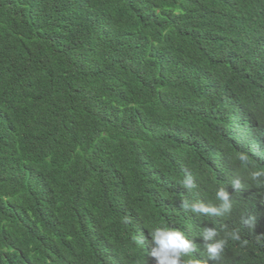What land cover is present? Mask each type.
Segmentation results:
<instances>
[{
  "label": "trees",
  "instance_id": "obj_1",
  "mask_svg": "<svg viewBox=\"0 0 264 264\" xmlns=\"http://www.w3.org/2000/svg\"><path fill=\"white\" fill-rule=\"evenodd\" d=\"M157 228L264 264V0H0V264H156Z\"/></svg>",
  "mask_w": 264,
  "mask_h": 264
},
{
  "label": "clouds",
  "instance_id": "obj_2",
  "mask_svg": "<svg viewBox=\"0 0 264 264\" xmlns=\"http://www.w3.org/2000/svg\"><path fill=\"white\" fill-rule=\"evenodd\" d=\"M185 185L187 187L192 186L188 181L185 182ZM219 195L225 201L222 205L224 211H228L230 209V204L227 203V194L221 191ZM196 210L202 212L208 211V209L203 206H199L198 209L196 206H193V211ZM211 211L218 214L216 208L211 209ZM214 236L215 231L213 229H208L204 238L210 240ZM151 242L154 245L151 254L155 258L156 264H179L182 255H187L194 251L192 242L178 230L157 228L151 233ZM222 250L223 241L207 245V252L211 259H215Z\"/></svg>",
  "mask_w": 264,
  "mask_h": 264
}]
</instances>
